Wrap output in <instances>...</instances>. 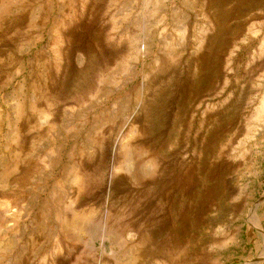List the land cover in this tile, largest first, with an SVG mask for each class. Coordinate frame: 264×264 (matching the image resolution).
<instances>
[{
    "label": "rangeland",
    "instance_id": "obj_1",
    "mask_svg": "<svg viewBox=\"0 0 264 264\" xmlns=\"http://www.w3.org/2000/svg\"><path fill=\"white\" fill-rule=\"evenodd\" d=\"M0 264H264V0H0Z\"/></svg>",
    "mask_w": 264,
    "mask_h": 264
}]
</instances>
